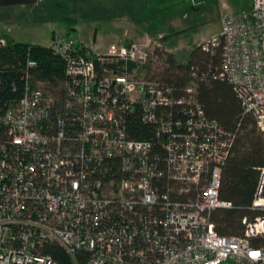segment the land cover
<instances>
[{
    "label": "built area",
    "instance_id": "2783aa9c",
    "mask_svg": "<svg viewBox=\"0 0 264 264\" xmlns=\"http://www.w3.org/2000/svg\"><path fill=\"white\" fill-rule=\"evenodd\" d=\"M221 50L216 77L229 83L243 114L264 130V0L226 16L218 36L199 44ZM64 65L60 93L34 81L26 60L21 99L0 114V264H264V165L239 237L217 234L210 214L231 205L219 187L235 133L205 117L194 100L148 78L166 67L160 43H129L95 53L54 36ZM195 77L196 74L191 75ZM15 90V89H14ZM163 136V156L132 124Z\"/></svg>",
    "mask_w": 264,
    "mask_h": 264
},
{
    "label": "trees",
    "instance_id": "16d2710c",
    "mask_svg": "<svg viewBox=\"0 0 264 264\" xmlns=\"http://www.w3.org/2000/svg\"><path fill=\"white\" fill-rule=\"evenodd\" d=\"M116 1V6L124 7H130L136 2ZM143 1L140 0V3ZM154 1L164 4L171 0ZM60 6L67 8L66 5ZM171 7L162 10L170 12ZM152 18L157 21L164 16L155 12ZM4 39L6 42L0 43V114L9 103L21 99L23 69L28 58L37 64L32 73L33 80L43 83L49 92L60 93L62 96V86L65 82L64 65L51 53L49 47ZM173 54L175 53L166 55V67H159V72L148 73L147 76L171 87L175 98L188 97L187 91L192 89L194 100L201 106L205 117L235 133L231 154L222 168L219 187L220 200L229 203L231 207L213 211L210 220L220 236H242L245 230L243 219L254 220L260 215L251 209V204L259 169L264 165V130L258 128L251 116L243 114L241 102L232 86L216 77L221 65L220 49L205 52L197 45L187 58L182 56L175 59L177 56ZM193 73L196 74L195 77L191 76ZM130 130L134 139L151 141L155 152L163 156L164 137L157 136L153 127L137 123L132 124ZM252 244L254 247H264V237L254 239ZM44 253L59 264H71L64 250L56 245L46 246Z\"/></svg>",
    "mask_w": 264,
    "mask_h": 264
},
{
    "label": "rangeland",
    "instance_id": "374dc122",
    "mask_svg": "<svg viewBox=\"0 0 264 264\" xmlns=\"http://www.w3.org/2000/svg\"><path fill=\"white\" fill-rule=\"evenodd\" d=\"M115 2L39 0L35 5L0 7V43L9 38L49 47L54 36H64L76 42L84 39L95 53L129 43H160L175 59L187 58L194 47L219 35L224 17L241 18L252 5V0H136L130 7ZM169 7L170 12L162 10ZM155 12L164 18L155 21ZM160 70L153 67L150 74Z\"/></svg>",
    "mask_w": 264,
    "mask_h": 264
},
{
    "label": "water",
    "instance_id": "95a60500",
    "mask_svg": "<svg viewBox=\"0 0 264 264\" xmlns=\"http://www.w3.org/2000/svg\"><path fill=\"white\" fill-rule=\"evenodd\" d=\"M37 2L38 0H0V7L35 5Z\"/></svg>",
    "mask_w": 264,
    "mask_h": 264
}]
</instances>
